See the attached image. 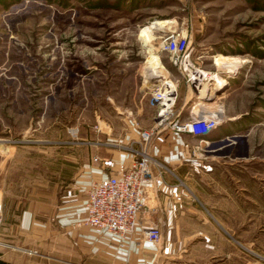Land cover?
<instances>
[{"label": "rangeland", "instance_id": "rangeland-1", "mask_svg": "<svg viewBox=\"0 0 264 264\" xmlns=\"http://www.w3.org/2000/svg\"><path fill=\"white\" fill-rule=\"evenodd\" d=\"M172 30L184 68L162 49ZM160 67L177 101L189 87L205 115L236 119L246 165H264V0H0V264H107L83 239L80 141L103 119L154 127L157 91L175 89L150 88Z\"/></svg>", "mask_w": 264, "mask_h": 264}, {"label": "crops", "instance_id": "crops-1", "mask_svg": "<svg viewBox=\"0 0 264 264\" xmlns=\"http://www.w3.org/2000/svg\"><path fill=\"white\" fill-rule=\"evenodd\" d=\"M170 20L173 27L175 20ZM165 71L150 88L165 91L167 82L174 85L177 119L210 118L205 108H195L200 100H194L192 88L176 100L179 78L173 81ZM234 120L225 117L205 135L156 129L146 145L152 181L145 186L135 230L120 240L88 227L83 239L94 256L107 264H264V165H246L254 156L247 139L230 127ZM147 124L121 117L88 125L90 134L80 141L75 187L83 190L125 172L133 160L128 147L137 146ZM68 206H62L63 216L69 215ZM78 213L86 217V201ZM151 228L159 229L157 242L144 234ZM245 239L252 240V251L242 245Z\"/></svg>", "mask_w": 264, "mask_h": 264}, {"label": "built area", "instance_id": "built-area-1", "mask_svg": "<svg viewBox=\"0 0 264 264\" xmlns=\"http://www.w3.org/2000/svg\"><path fill=\"white\" fill-rule=\"evenodd\" d=\"M187 35L176 31L169 32L163 39L162 49L170 54L173 65L181 66L188 48ZM157 91V98L160 94ZM156 125L140 132V140L128 147L133 155L129 168L120 175L109 176L107 179L94 183L87 189L85 223L98 230L106 231L125 240L134 230L137 217L142 207L146 184L152 181L150 174L151 156L146 150L147 142L154 131L168 124L175 131L188 132L194 135L208 134L220 122L217 118H191L181 122L175 110L169 106L163 115H159ZM170 117L173 119L169 120ZM3 206L0 202V227L2 224ZM149 241L157 242L160 232L151 228L144 232ZM189 264H200L191 262Z\"/></svg>", "mask_w": 264, "mask_h": 264}, {"label": "bare ground", "instance_id": "bare-ground-1", "mask_svg": "<svg viewBox=\"0 0 264 264\" xmlns=\"http://www.w3.org/2000/svg\"><path fill=\"white\" fill-rule=\"evenodd\" d=\"M168 21H163L162 22V24H161V26H164V25H167L168 23H167ZM145 39H146V37H145ZM186 65V60H185V62H184V66ZM158 70H160L161 72L160 73H164V74H166V72H165V70L163 71V68H158ZM159 73V74H160ZM206 76H207V73H206ZM211 78V77H210ZM225 83V80L221 77V76H218V75H216V78H215V84L216 85H219V84H221V85H223ZM202 87V89L203 90H207L208 89V84H207V82L206 83H204L203 85H201ZM170 91V90H169ZM159 96L157 97V99H158V101H159V103L161 104V108L159 109L160 110V116L161 115H163L164 113H165V111H166V109L169 107V106H172L173 105V103H174V100H175V98H174V95L172 94V93H170V94H168V97H166L165 99H164V95H163V92H159ZM201 94V93H200ZM173 97V98H172ZM171 101V102H170ZM172 103V104H171ZM201 108H206L205 107V104L203 103V104H201V106L200 107H198L197 109H201Z\"/></svg>", "mask_w": 264, "mask_h": 264}]
</instances>
